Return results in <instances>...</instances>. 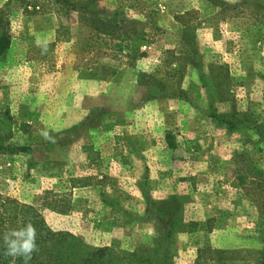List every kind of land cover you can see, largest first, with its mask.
Here are the masks:
<instances>
[{
    "label": "rangeland",
    "instance_id": "1",
    "mask_svg": "<svg viewBox=\"0 0 264 264\" xmlns=\"http://www.w3.org/2000/svg\"><path fill=\"white\" fill-rule=\"evenodd\" d=\"M216 178L232 209L209 212ZM0 194L40 213L51 263H264V0H0Z\"/></svg>",
    "mask_w": 264,
    "mask_h": 264
},
{
    "label": "trees",
    "instance_id": "2",
    "mask_svg": "<svg viewBox=\"0 0 264 264\" xmlns=\"http://www.w3.org/2000/svg\"><path fill=\"white\" fill-rule=\"evenodd\" d=\"M181 18H183V16H176V21L180 22L182 25H187V22L184 23L183 20L182 22L181 20H179ZM28 222H31L37 231L38 245V251L33 253L32 258L28 262V264H72L70 256L73 257L74 252L71 250L68 252V256H66V259H60L53 263L46 259V255L43 252V249H45L47 243L52 242L54 240V234L48 228V226L42 219L40 213H38L32 206L21 204L16 199L3 197L0 194V237H2L3 234L7 233L9 230L19 228L20 226ZM67 239L68 238H65L64 240ZM2 243V239H0V264H24V260L22 258L13 259L12 257L5 256L3 254ZM198 250V260L199 258H201L204 259L206 262L208 261L209 263L206 264L232 263V259L227 256V254L229 253V251L227 250L214 249L211 247H206L204 249ZM98 251L99 252H97L96 254L89 253L87 255V259L86 257L83 258L84 263L82 262L81 257H79L80 262L77 264H106L105 260L102 261L104 255L108 258L107 261H110L111 263L113 260L119 259L118 254H115V252H105L104 250ZM201 253H204V255H206L204 256L205 258L201 256ZM146 259H148L147 263H149V260H152V257H147Z\"/></svg>",
    "mask_w": 264,
    "mask_h": 264
},
{
    "label": "crops",
    "instance_id": "3",
    "mask_svg": "<svg viewBox=\"0 0 264 264\" xmlns=\"http://www.w3.org/2000/svg\"><path fill=\"white\" fill-rule=\"evenodd\" d=\"M201 134L202 133H185V135L187 137L194 138L195 140L200 139ZM231 148H232V146H230V148H229V145L226 147H224V146L223 147H217V152L222 153V154L228 153L231 150ZM205 164L206 163H201L200 161L198 162L195 160L194 168L196 169V171L201 170V169L205 168ZM208 166H210V168L216 169V170H221V169L232 170V169H234L233 162L228 161V159L222 160V161L210 162V165L209 164L206 165V168H208ZM219 179L218 178L213 179L211 181V184H209V187L214 189V190H212V193H213L212 200H214L215 203L223 200L222 202L224 203V206L226 208L223 206L216 207V204H211L210 206L208 205L209 207H211V210H209V212H216L217 209H224L227 211V209H229V208L232 209V207L234 205L232 202L233 197H231V195L225 194V193L226 192L228 193L231 189H233L235 187V185L233 184V182L228 183L226 181H222ZM193 182L195 183V181H193ZM207 185H206V187H207ZM185 186H187V185H185ZM205 189H207V188H204L203 185L199 186V188L193 187V192H192V194L194 195L193 201H191L190 204H188L190 206V208L194 207L195 212L200 216H201V212H202V216H204V214H210V213H207V211L203 209L204 208L203 205H207V204H205L206 201L203 199L205 196ZM219 190H220V192L217 193V191H219ZM214 191H216V192L214 193ZM206 208H208V207H206ZM228 212H230V211L228 210ZM230 213H232V212H230ZM211 237H215V239H212L213 243L216 242V239L217 240L219 239V241L216 244L217 247H219V248L229 247V241H232L231 240L232 235H231V230H230L229 224L224 225V226L223 225L216 226V228L211 233ZM187 238H188V234L182 235V239L187 240ZM196 250H197V248H196Z\"/></svg>",
    "mask_w": 264,
    "mask_h": 264
},
{
    "label": "clouds",
    "instance_id": "4",
    "mask_svg": "<svg viewBox=\"0 0 264 264\" xmlns=\"http://www.w3.org/2000/svg\"><path fill=\"white\" fill-rule=\"evenodd\" d=\"M46 138L48 132L42 133ZM3 254L13 259L22 258L28 264L34 252L38 251L37 231L31 222L9 230L2 237Z\"/></svg>",
    "mask_w": 264,
    "mask_h": 264
}]
</instances>
